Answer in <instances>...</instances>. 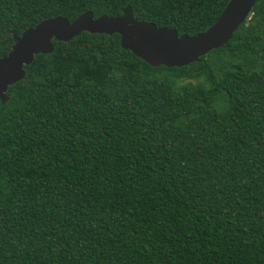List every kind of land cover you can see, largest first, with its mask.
I'll list each match as a JSON object with an SVG mask.
<instances>
[{
	"label": "trees",
	"instance_id": "obj_1",
	"mask_svg": "<svg viewBox=\"0 0 264 264\" xmlns=\"http://www.w3.org/2000/svg\"><path fill=\"white\" fill-rule=\"evenodd\" d=\"M228 1L0 0V57L54 16L192 36ZM53 46L0 102V264H264V0L187 67L115 33Z\"/></svg>",
	"mask_w": 264,
	"mask_h": 264
},
{
	"label": "water",
	"instance_id": "obj_2",
	"mask_svg": "<svg viewBox=\"0 0 264 264\" xmlns=\"http://www.w3.org/2000/svg\"><path fill=\"white\" fill-rule=\"evenodd\" d=\"M258 0H229L215 22L192 36L178 35L177 30L137 19L130 5L121 16L102 14L94 17L87 10L73 20L59 15L43 19L20 35L12 31L13 44L0 57V102L8 100L7 90L25 77L24 68L38 54L50 55L53 40L70 41L82 32L117 34L120 47L153 67H187L201 61L212 49L224 46L239 25L245 22Z\"/></svg>",
	"mask_w": 264,
	"mask_h": 264
},
{
	"label": "flooded vegetation",
	"instance_id": "obj_3",
	"mask_svg": "<svg viewBox=\"0 0 264 264\" xmlns=\"http://www.w3.org/2000/svg\"><path fill=\"white\" fill-rule=\"evenodd\" d=\"M124 8V7H123ZM123 8H121V12H120V14L119 15H113V16H115V17H118V16H121V14H122V11H123ZM100 16V15H99Z\"/></svg>",
	"mask_w": 264,
	"mask_h": 264
}]
</instances>
